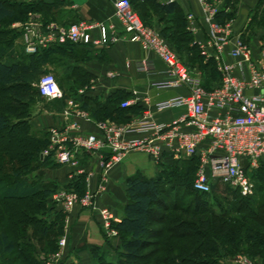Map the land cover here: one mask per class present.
Returning <instances> with one entry per match:
<instances>
[{"label":"built area","instance_id":"1","mask_svg":"<svg viewBox=\"0 0 264 264\" xmlns=\"http://www.w3.org/2000/svg\"><path fill=\"white\" fill-rule=\"evenodd\" d=\"M187 2L193 0H185ZM202 16L193 12L186 15L187 31L195 36L203 31L205 38L194 44L206 63H216L219 79L206 87L207 75L198 67H188L180 55L154 24L143 21L131 0H113L118 24L123 32L138 42L144 51L155 54L166 66L170 81L158 83L159 88L178 87L186 95L155 105V112L146 109L131 124L123 125L114 120H97L74 101H69L61 113L60 124L48 131V145L42 151V160L51 159L70 171L71 181L86 177L87 191L79 194L75 189L59 188L52 199L67 213L76 207L95 212L108 238L119 235L115 224L120 219L108 208L98 205L106 191L108 172L121 164L129 155L140 153L159 167L166 166V159L174 162L196 160L193 188L200 193H210L213 186L228 187L242 197L255 194L251 175L260 168L264 158V39L256 47L237 33L234 20L222 18L215 0H196ZM170 2H174L170 0ZM94 23L81 20L66 26L45 23L40 16L29 19L21 27L22 46L26 54L35 55L41 48L53 45H81L108 47L120 39H109L105 28L99 37ZM232 59L233 62H229ZM137 68L153 72L154 63L139 61ZM50 79L51 84L41 82ZM56 85L55 88L52 85ZM41 98L47 101L63 100L65 93L52 72L44 74L36 85ZM44 88L48 92H44ZM132 101L121 104L123 109ZM174 108H184V114L170 123H158L157 113ZM96 128V133H85L82 123ZM87 156H94L99 166V183L91 190L87 171ZM66 245V239L60 246ZM59 258L54 264H65ZM222 264H258L245 255H238Z\"/></svg>","mask_w":264,"mask_h":264},{"label":"trees","instance_id":"2","mask_svg":"<svg viewBox=\"0 0 264 264\" xmlns=\"http://www.w3.org/2000/svg\"><path fill=\"white\" fill-rule=\"evenodd\" d=\"M235 1L228 0V5ZM131 2L145 23L154 24L161 30L188 67V63L191 69L198 65L207 75V88L218 81L216 63H206L198 48L190 45L193 36L187 31L186 16L178 3L170 0ZM260 2L262 4L264 0ZM49 4L32 6L17 0H0V207L3 209L0 222L4 219L7 225L0 234V251L4 252H13L18 241H21L20 245H29L26 240L30 226L44 235L48 233L50 224L46 219V200L59 189L54 183L41 182L34 176L41 165L53 163L50 159L41 158L48 145V133L35 134L30 124L31 103L41 97L33 85L47 73L43 69L41 50L35 55L18 52L14 48L17 35L6 30L10 22L24 19L34 11H42L41 7H50ZM150 6L165 17L177 18L176 23L164 25L162 19H159V24L152 22V14L146 11ZM262 10L258 7L254 22L257 21V14L264 15ZM44 17L47 18L46 15ZM221 17L233 19V14L223 10ZM243 38L250 42L249 38ZM123 99L121 96L111 97L105 104L92 109L90 114L97 120L118 122L114 116L123 109L118 106ZM82 107L88 109L86 104ZM184 162L190 166L187 171L190 177L178 172L177 167L172 171L174 180L178 182L176 184L183 189L181 198L179 193L175 196L174 205V211L182 215L183 221H169L165 217L157 219L159 224L171 226L156 233L157 236H168L165 246L170 264H218L221 258L234 257L239 253L251 258L264 257V158L260 161V168L251 175L258 195L247 198L228 187L222 189L231 191V198L221 195L219 186H213L210 193L195 191L196 160ZM175 163L167 165L162 171L171 170ZM10 178L12 181L8 184ZM126 186L128 202L124 208L125 215L120 223L115 224L123 250L116 263L102 258L98 264H161L159 260L153 263L154 254L145 253L150 245L147 238L155 232L149 227L154 208L165 205L161 177L146 178L138 174L129 178ZM186 197L191 198L188 203ZM191 207L193 212L189 209ZM22 255L25 262L30 263L28 255ZM93 256L97 257L95 252Z\"/></svg>","mask_w":264,"mask_h":264},{"label":"crops","instance_id":"3","mask_svg":"<svg viewBox=\"0 0 264 264\" xmlns=\"http://www.w3.org/2000/svg\"><path fill=\"white\" fill-rule=\"evenodd\" d=\"M173 1L179 4L185 16L190 12L202 16L201 5L196 0ZM215 1L219 7L233 14L236 32L249 38L250 43L258 47L264 37V27L261 32L254 33L250 28L255 24L254 16L258 7H264V2L261 4L260 0H236L231 2V5L236 7L232 9L230 8L232 6L228 5V0ZM17 2L32 4V6L50 3V7H41L42 11L32 12V18L40 16L47 24L56 23L66 26L86 20L98 26L94 31L95 37H99L100 28H105L109 39L113 36L120 39L108 47L53 45L40 49L44 71L55 74L60 88L65 93V98L47 101L38 97L31 103L30 124L35 134H47L49 129L58 126L61 113L69 101H74L81 106L86 104L88 108L86 110L90 112L97 105L105 104L109 98L121 96L124 99L118 106L125 101L133 103L127 109H120L119 114L114 117L120 124L127 125L137 120L146 109L155 112V105L158 103L187 94V90L182 87L171 89L157 86L158 83L172 80L167 73V66L155 54L144 51L138 42L133 41L123 32L116 19L113 0H17ZM29 14L24 19L10 22L6 27V30L17 35L14 48L20 53H25L22 46L21 27L28 21ZM150 20L159 24L155 16H152ZM205 28L204 26L203 31L193 36V43L190 45L193 46L194 40L205 38ZM145 59L154 63L153 72H144L137 68V63ZM229 62L233 60L229 59ZM36 85L37 82L33 86L36 88ZM174 109L157 113L156 121L170 123L185 112L184 108H182L184 109L182 114L174 112ZM82 124L85 133H96L93 125L85 122ZM143 157L149 166L141 164L140 159ZM86 160L87 171L94 173L90 178V188L96 190L100 179L98 162L94 156H87ZM165 162L167 165L172 163L169 159ZM166 166H156L144 154L129 155L121 164L108 172L109 181L106 191L99 197L98 205L108 207L121 221L128 202L127 180L138 174L153 178ZM69 171L67 167L56 165L53 161L48 165H41L34 176L41 182L54 183L58 188L75 189L79 194H84L87 191L86 177L71 181L68 178ZM46 203L48 210L46 219L50 224L48 233L44 235L30 226L27 229L29 238L26 240L29 241V245H20L21 241H18L13 252L0 251V264H32V259L33 264H54L59 259L57 255L60 252L61 260L65 264H98L102 258L109 262H117L123 250L121 237L118 235L108 238L95 212L76 207L72 212L67 213L62 206L53 202L52 197H49ZM63 238L66 239V245L61 247L60 241ZM93 252L96 253V258ZM21 253L28 255L30 263L25 262Z\"/></svg>","mask_w":264,"mask_h":264},{"label":"rangeland","instance_id":"4","mask_svg":"<svg viewBox=\"0 0 264 264\" xmlns=\"http://www.w3.org/2000/svg\"><path fill=\"white\" fill-rule=\"evenodd\" d=\"M138 5H136V6L137 7H141V6H138ZM150 7L151 8L146 9V11L148 13L152 14L150 16H155V20L159 21V19H162L164 21L163 22L164 25L165 24L174 25L176 23L177 18L165 17L162 14H159L158 12H155V9L152 6H150ZM262 9H264V7H260L261 11H263ZM263 26H264V15L259 13V14H257V21L251 27V31L252 32H257V31L261 32L263 30ZM263 39H264V37H263ZM174 45L177 47V45L175 43H174ZM188 65L191 67V65L189 63H188ZM174 112L182 114L184 112V109L176 108V109H174ZM140 162H141V164H143V166H149V163L147 162V160L144 157L140 159ZM176 167L178 169V172H181V173L189 176V174L187 172L189 167H190L189 164L187 162L181 161V162H176L175 165H173L171 167V170L160 171V172H158V174L156 176L153 177V178L161 177V189L164 191V194L162 195V200H163V202L165 204L164 205L165 207L163 206L164 208L163 207H159V206H156L154 208L155 209L154 216H152V220H151L150 226H149L155 232H152V234L147 238V240L149 241L150 245L147 248V250L145 251V253H148V254L152 253V254L155 255L154 259H153V263H155V262H157L159 260L161 262V264L162 263L170 264V261H168V258H167L168 254L166 253V249L167 248L165 246V243L168 241V236L167 235L157 236L156 233L161 232L164 229L165 230L169 229L171 226L159 224L157 219L165 217L169 221L173 220V219H180L181 221H183L182 220L183 219L182 215L180 213H177V212L174 211V205H175V200H176L175 196L178 195L177 193H179L180 194V198H181V195L183 194V189H181L180 186L176 184L178 182H176L174 180V178H173V172L172 171ZM11 181H12V179L10 178L8 184H10ZM254 183H255V188H256V182L254 181ZM224 189L220 188V190H219L220 194L224 195V196L228 195V197L231 198L232 197V192L231 191L227 192V190H224ZM257 192L258 191H257V188H256L255 189V194L253 196L258 195ZM190 199H191L190 197H186L185 198L186 203H188L190 201ZM186 207H188V206H186ZM189 209H191L192 212L194 210L193 207H191ZM0 212L3 213L2 207H0ZM5 225H6V220L3 219V221L0 222V233L4 232ZM238 255L247 256L244 253H239ZM238 255H236V256H238ZM236 256H234V257H236ZM247 257H249V256H247ZM230 258H233V257L221 258L218 264L225 263ZM249 258L252 259L253 261H255L258 264H264V257H262V256L258 257V258H251V257H249Z\"/></svg>","mask_w":264,"mask_h":264},{"label":"clouds","instance_id":"5","mask_svg":"<svg viewBox=\"0 0 264 264\" xmlns=\"http://www.w3.org/2000/svg\"><path fill=\"white\" fill-rule=\"evenodd\" d=\"M41 84H42V86H43L44 84H51V80H50V79H45V80H43V81L41 82ZM52 87L55 88L56 85L53 84ZM44 92L47 93V92H48V89H47V88H44Z\"/></svg>","mask_w":264,"mask_h":264}]
</instances>
